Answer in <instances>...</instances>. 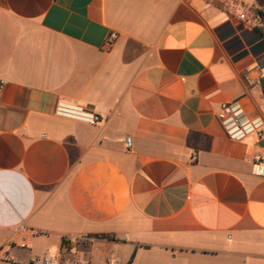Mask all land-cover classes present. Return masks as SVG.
Segmentation results:
<instances>
[{"label":"crops","instance_id":"obj_1","mask_svg":"<svg viewBox=\"0 0 264 264\" xmlns=\"http://www.w3.org/2000/svg\"><path fill=\"white\" fill-rule=\"evenodd\" d=\"M253 11L264 0H0V264H264ZM233 101L263 121L242 141L217 119Z\"/></svg>","mask_w":264,"mask_h":264},{"label":"built area","instance_id":"obj_2","mask_svg":"<svg viewBox=\"0 0 264 264\" xmlns=\"http://www.w3.org/2000/svg\"><path fill=\"white\" fill-rule=\"evenodd\" d=\"M241 19L245 21L243 28L247 31H254L256 28L264 26V18L259 15L252 16L251 18H247L246 15H241ZM245 79L251 86L256 83L249 75H246ZM57 112L59 115L80 120L91 125H97L101 121L98 115L83 107L60 106ZM217 119L227 137L233 141H242L250 134L258 132L263 126L262 119L249 117L239 101L222 105L217 112ZM126 144L129 148L131 147V138H126ZM254 168L258 175H264V167L259 161L254 163ZM32 264L51 263L49 259H37Z\"/></svg>","mask_w":264,"mask_h":264},{"label":"trees","instance_id":"obj_3","mask_svg":"<svg viewBox=\"0 0 264 264\" xmlns=\"http://www.w3.org/2000/svg\"><path fill=\"white\" fill-rule=\"evenodd\" d=\"M256 15L262 16L264 18V12H262V11H253L252 16H256ZM96 238L112 240V239H114V236H112V235H97ZM129 264H131V262Z\"/></svg>","mask_w":264,"mask_h":264}]
</instances>
